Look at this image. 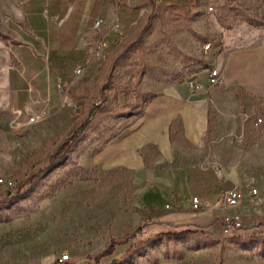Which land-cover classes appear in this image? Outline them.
Masks as SVG:
<instances>
[{"label": "rangeland", "instance_id": "obj_1", "mask_svg": "<svg viewBox=\"0 0 264 264\" xmlns=\"http://www.w3.org/2000/svg\"><path fill=\"white\" fill-rule=\"evenodd\" d=\"M17 8L15 0H0V38H11ZM141 9L134 24L98 29L80 53L61 60L71 73L58 82L60 97L43 120L28 124V114L40 109L0 115V180L11 183L0 184V200L24 192L0 206V264L93 263L112 240L121 244L100 264H161L200 250L206 254L192 256L195 263L264 260V232L247 227L243 218L242 228L222 241L194 231L155 232L179 201L176 174L207 168L212 160L240 165L246 190L258 189V199L264 194V88L228 90L207 83L225 35L264 31V0H203L183 8L147 0ZM192 81L203 86L199 93L210 96L215 90L218 96L206 146L187 147L176 124L170 133L173 161L148 148L140 170H105L97 164L98 154L133 130L153 98L171 87L194 92ZM88 121L66 159L26 185L48 166L74 127ZM141 227H149L151 237L132 243Z\"/></svg>", "mask_w": 264, "mask_h": 264}, {"label": "crops", "instance_id": "obj_2", "mask_svg": "<svg viewBox=\"0 0 264 264\" xmlns=\"http://www.w3.org/2000/svg\"><path fill=\"white\" fill-rule=\"evenodd\" d=\"M172 7H195L203 0H153ZM16 27L11 38H0V115L17 114L36 109L48 111L59 97L58 82L71 70L61 60L80 53L87 39L98 29L129 27L142 16L147 0H15ZM101 21L100 28L95 24ZM221 73L223 87L264 88V31L246 30L225 35L224 49L215 58L214 66ZM189 92L171 87L153 98L133 130L121 140L106 147L96 162L105 170L118 168L140 170L145 167L142 152L157 150L163 160L176 158L171 130L178 124L179 134L187 147L206 146L210 130L211 108L218 104L215 90ZM208 158V156H207ZM207 168L192 167L176 174L178 202L164 213V224L155 232H200L216 241L224 233L222 217L233 211L195 213L190 198L199 195L215 200L224 191L237 188L246 195L236 210L241 212L247 227L264 232V194L250 195L246 190V174L240 165L212 160ZM217 165V166H216ZM215 167H217L215 169ZM245 189V190H244ZM255 189V188H254ZM188 205V206H187ZM246 220V221H245ZM205 251L193 257L202 259ZM182 261L168 260L161 264L195 263L191 254ZM264 264V260L256 263Z\"/></svg>", "mask_w": 264, "mask_h": 264}, {"label": "built area", "instance_id": "obj_3", "mask_svg": "<svg viewBox=\"0 0 264 264\" xmlns=\"http://www.w3.org/2000/svg\"><path fill=\"white\" fill-rule=\"evenodd\" d=\"M101 26V21H98L95 24V28H99ZM211 45L207 47V49H210ZM82 72L81 69L77 70V74H80ZM207 83L211 87H217L223 84L221 73L215 69L212 68L209 71V75L207 77ZM189 87L194 90V92H201L203 91V86L197 84L195 81H192L189 83ZM63 90V88H62ZM47 115L46 110L40 111L39 114L33 116L31 114H28V124L33 125L38 123L39 121L43 120L45 116ZM261 123L262 120H259ZM0 184H6L7 183L3 180H0ZM8 187L11 186L8 184ZM250 195L257 196L258 190L252 189L249 191ZM246 195L243 191L234 188L232 190L221 192L215 200H205L199 195H194L191 200V208L195 213H201L205 211H218V210H224V211H233V213H227L222 217L223 222V228L224 233L228 234L233 229H240L242 228L241 223V216L234 212L236 211L242 204L243 200L245 199ZM151 237V232L149 227H141L135 234V236L132 238V243H140L142 240L149 239ZM68 256L64 255V259L68 260Z\"/></svg>", "mask_w": 264, "mask_h": 264}, {"label": "trees", "instance_id": "obj_4", "mask_svg": "<svg viewBox=\"0 0 264 264\" xmlns=\"http://www.w3.org/2000/svg\"><path fill=\"white\" fill-rule=\"evenodd\" d=\"M96 112L91 111V115L93 116ZM90 121L86 122L85 124L77 127L75 126L74 129L71 131L68 139L58 148L56 153L52 156L50 159V162L48 166L44 169H40L38 173L34 174L32 177H30L26 185H34L38 181H40L47 173H49L51 170L56 168L62 161H64L67 157V154L70 152L71 148L73 145L79 141L81 136L84 134V132L87 129V126ZM24 192L21 191V189H18V191L13 194L5 197L3 200H0V206H6L8 204L14 203L17 200L21 199L23 196ZM130 237H127L125 241H129ZM121 243L116 240H112L106 250L101 252L99 255L95 256L93 258V263H86V264H100L101 260L111 257L114 255L116 252V248L120 245Z\"/></svg>", "mask_w": 264, "mask_h": 264}]
</instances>
